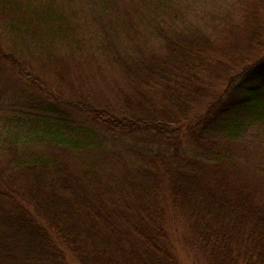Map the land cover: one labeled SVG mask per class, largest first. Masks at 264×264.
<instances>
[{
	"label": "trees",
	"instance_id": "obj_1",
	"mask_svg": "<svg viewBox=\"0 0 264 264\" xmlns=\"http://www.w3.org/2000/svg\"><path fill=\"white\" fill-rule=\"evenodd\" d=\"M23 2L31 16H17ZM138 2L154 14L152 32L167 55L160 51L137 69L124 62L122 74L137 89L122 106L75 92L68 113L49 104L41 115L49 120L12 135L11 158L0 163V264H180L168 233L172 216L185 223L186 243L207 264H264V186L251 179L264 152V56L245 55L257 48L244 37L221 56L200 29L180 31L175 0ZM85 4L93 21L126 19L118 0ZM0 10L13 32L41 25L45 46H73L58 0H0ZM14 54L0 46V63L45 92ZM72 112L92 124L95 133H76L94 144L98 136L134 141L113 154L110 174L71 165V147H61L73 142L66 129ZM42 140L54 151H37ZM242 145L257 164L251 170L241 164Z\"/></svg>",
	"mask_w": 264,
	"mask_h": 264
},
{
	"label": "rangeland",
	"instance_id": "obj_2",
	"mask_svg": "<svg viewBox=\"0 0 264 264\" xmlns=\"http://www.w3.org/2000/svg\"><path fill=\"white\" fill-rule=\"evenodd\" d=\"M84 1L86 0H58L59 7L66 10L69 20L67 21L72 27V32L68 33L69 42L71 39L73 43L71 48L62 47L58 43L45 46L47 38L43 39L41 35L45 34L46 30H40L41 25L37 31L34 28L22 33L13 32L9 25L10 16L0 12V46L6 52L15 53L25 69L34 74L46 88L45 92L40 94L43 88L36 91L24 85V81L14 71L0 63L1 165L5 166L11 158L7 147L14 140L12 135H16L17 130L21 133L29 132L28 126L39 118L49 120L41 116L47 115L45 113L49 104H56L68 113L67 102L71 97L93 96L99 103L122 106L125 104L126 95L134 97L137 89V86L129 84L122 74L124 62L135 65L137 69L146 61L152 62L153 57L150 56H156L160 51L163 56L167 55L165 49L162 51V47L160 48L159 41L152 32V26L157 22L154 21V14L140 8L138 0H118L117 6L124 10L121 17L126 15V19L120 21L119 18L116 19L118 22L113 26L112 21L108 19L99 18L93 21L89 18L90 11L86 9L92 7L84 5ZM175 2L177 15L184 19L179 26L181 32L191 27L200 29L208 41L217 45L215 50L221 56L224 52L230 51L232 44L241 38H249L253 42L252 46L257 49L245 50L244 54L264 56V0H175ZM32 12V7L23 2L17 16L21 14L31 16ZM165 13L170 14L171 10ZM131 23L138 26L136 32L129 29ZM117 26L121 27L113 29ZM111 31L120 33V36L113 35ZM104 35L109 38H104ZM80 41H84V44H78ZM106 45L109 47L106 48ZM138 48L139 51H136ZM205 70L209 75L213 74L211 66ZM142 92L147 93L149 98L152 95L147 89ZM160 100L156 96V103ZM53 123L51 120V124ZM78 128L93 130L95 133L92 124L83 115L72 112L66 129L72 134L70 137L73 142L61 148H75L74 153L73 150H69L71 148L67 149L71 165L81 166L85 170L99 169L104 175L110 174L116 158L113 154L121 151L124 146L135 144L132 140L121 141V137L118 140L113 137L102 139L98 136L96 143L101 149H97L95 148L97 144L76 133ZM41 142L44 148H38L37 151H54L50 142L43 140ZM241 147L244 152L241 161V164H244L243 168L251 170L258 164L259 168L252 171L251 179L264 186V152L258 154V163L255 161L257 164H254L250 163L248 158L249 148L243 145ZM232 150L237 152L236 145L232 146ZM168 233L180 264L208 263L186 243L191 239V234L184 222L172 216L168 223Z\"/></svg>",
	"mask_w": 264,
	"mask_h": 264
}]
</instances>
